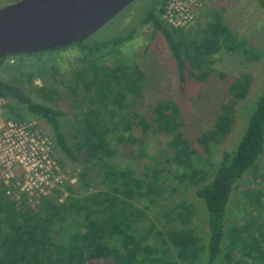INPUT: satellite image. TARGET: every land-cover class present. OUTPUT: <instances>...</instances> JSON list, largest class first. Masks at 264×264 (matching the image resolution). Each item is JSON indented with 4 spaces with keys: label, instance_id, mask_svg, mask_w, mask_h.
<instances>
[{
    "label": "trees",
    "instance_id": "obj_1",
    "mask_svg": "<svg viewBox=\"0 0 264 264\" xmlns=\"http://www.w3.org/2000/svg\"><path fill=\"white\" fill-rule=\"evenodd\" d=\"M165 1L161 0V7ZM258 1L264 8V0ZM156 4L153 0L141 21L161 33L181 80L186 65L201 70L206 61L208 67L221 49L246 52L244 42L235 39L219 14L212 15L198 36L188 29L167 26L161 7L157 12L154 9ZM134 31L131 26L109 40L87 38L38 53L53 62L52 55L74 47L87 63L73 71L72 90H84L81 97L90 107L81 111L69 139L61 129L62 110L33 100L19 85L0 80V96L15 100L32 116L44 120L53 149L80 163L81 169L74 173L76 180L85 189L95 187L92 193L80 196L67 187L70 195L60 204L45 197L38 213L18 210L16 203L1 198L0 191V264H264V216L259 219V214H264L262 191L243 192L242 196L249 198L244 207L241 205L248 208L247 215L240 222L227 223L234 187L249 170L257 168L264 153V91L247 101L251 76L241 73L235 78L228 87L230 99L221 105L213 127L196 138L199 148L195 149L181 133L183 117L172 100L155 104L149 119L141 115L135 96H141L143 74L135 63L125 64L117 58L108 66L101 61L106 50L112 54ZM18 55L35 54L8 57ZM41 63L47 69L46 63ZM52 65L48 70L55 72ZM208 74L200 71L194 76L201 80ZM25 78L30 87L33 79H40L42 85L34 93L42 100L56 91L40 72L28 71ZM240 101L246 103L241 110L243 126L247 121L244 132L214 162L215 148L233 131L235 106ZM135 128L145 140L151 135L167 136L164 157L158 159L156 152L140 168L132 160L120 164L119 146L135 141L131 133ZM189 189L195 202L184 197ZM54 193L58 198V192ZM161 199L164 204L157 206ZM193 218H201L204 227Z\"/></svg>",
    "mask_w": 264,
    "mask_h": 264
},
{
    "label": "rangeland",
    "instance_id": "obj_2",
    "mask_svg": "<svg viewBox=\"0 0 264 264\" xmlns=\"http://www.w3.org/2000/svg\"><path fill=\"white\" fill-rule=\"evenodd\" d=\"M153 0H136L122 9L114 18L98 29L88 41L109 40L116 35L128 31V27H135L132 38L124 44L118 46L111 54L107 51L102 56L101 61L112 66L116 59H122L125 64L135 63L143 74L141 85V96L136 97V106L141 115L147 119L151 117L152 107L160 101L170 99L176 103L183 117L182 135L188 140L190 145L198 149L196 138L203 132L213 127L214 120L219 114L221 105L230 99L228 87L241 73H248L252 78V83L247 96V101H252L264 91V8L260 6L258 0H199L197 7L193 9L194 20L192 26L187 29L194 35H202L207 22L212 20L213 14H219L224 24L232 30L236 40L244 42L246 52L238 49L234 53L221 49L212 57V62L207 66L205 61L201 70L185 67L184 78L181 80L172 57V54L161 33L152 29L151 23L143 24V15ZM154 9L160 10L161 0H156ZM197 32V33H196ZM53 56L52 60L47 56H39L38 53L32 56H6L0 67V80L19 85L24 92H27L35 101H42L52 108L60 109L64 116L60 118L61 129L66 139L71 137L73 128L77 126L76 119L81 115L82 110L90 107L89 102L81 97L85 91H73L75 78L73 71L86 65L82 53L74 47L63 49ZM81 57V59H80ZM46 63L47 69L42 65ZM52 65L55 72H50L48 68ZM7 65L8 71L4 68ZM28 71L40 72L46 79V84H53L56 88L54 94L48 99H40L41 96L35 95L34 91L41 87L42 82L39 78L33 79L32 86H28L25 75ZM208 71L206 78L198 80L194 75L199 72ZM34 93V94H32ZM11 111H8L13 118H21L29 122H34L40 135L51 137L49 126L39 117L32 116L26 108L12 99H7ZM245 101H240L235 106V125L233 131L226 136L215 148L212 160H219L221 152L229 149L237 143L241 134L244 132L246 123H242V107ZM7 106V107H8ZM255 104L251 110L253 111ZM250 112V114H251ZM19 115V116H18ZM248 120V119H247ZM134 140L119 146L118 161L120 164L132 160V164L141 167L146 166L152 157L158 152V159L164 157V146L168 140L167 136H150L145 140L142 134L135 128L132 132ZM144 139L143 143L141 140ZM140 147L144 148L141 152ZM159 152L160 155H159ZM52 158L57 168L58 177L54 188L46 195L36 194L27 201H12L6 198L1 192L4 201L16 203L18 210L38 213L42 205V199L51 196L57 204L70 195L67 187L73 190V195H85L95 191L94 185L91 188H83L76 180L74 173L80 168V163L67 160L58 150L53 149ZM259 189L262 191L261 203H264V153L262 154L256 169L249 170L243 179L234 187L233 198L228 207L227 220L232 225L241 221V217L247 215L244 207L245 199L243 192ZM58 192L57 195L54 192ZM243 204H242V200ZM185 199L195 202L193 190H187ZM252 196H250L251 198ZM245 201V202H244ZM163 199L157 202V206L162 205ZM257 208L256 206H254ZM264 211V204L262 205ZM257 212V211H256ZM255 214V213H254ZM259 219L262 216L259 214ZM195 224L204 227L201 218H193ZM245 252H248L245 250ZM95 264H104L103 262Z\"/></svg>",
    "mask_w": 264,
    "mask_h": 264
},
{
    "label": "water",
    "instance_id": "obj_3",
    "mask_svg": "<svg viewBox=\"0 0 264 264\" xmlns=\"http://www.w3.org/2000/svg\"><path fill=\"white\" fill-rule=\"evenodd\" d=\"M136 0H19L0 9V59L79 44Z\"/></svg>",
    "mask_w": 264,
    "mask_h": 264
},
{
    "label": "built area",
    "instance_id": "obj_4",
    "mask_svg": "<svg viewBox=\"0 0 264 264\" xmlns=\"http://www.w3.org/2000/svg\"><path fill=\"white\" fill-rule=\"evenodd\" d=\"M199 0H166L161 7L164 23L187 29L194 20ZM49 137L40 135L34 122L8 114L7 99L0 96V191L12 201L46 195L57 182Z\"/></svg>",
    "mask_w": 264,
    "mask_h": 264
},
{
    "label": "flooded vegetation",
    "instance_id": "obj_5",
    "mask_svg": "<svg viewBox=\"0 0 264 264\" xmlns=\"http://www.w3.org/2000/svg\"><path fill=\"white\" fill-rule=\"evenodd\" d=\"M17 1H19V0H0V9H2L8 5H11Z\"/></svg>",
    "mask_w": 264,
    "mask_h": 264
}]
</instances>
